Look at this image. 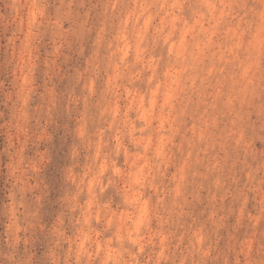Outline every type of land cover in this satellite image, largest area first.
Segmentation results:
<instances>
[{"label":"clouds","instance_id":"clouds-1","mask_svg":"<svg viewBox=\"0 0 264 264\" xmlns=\"http://www.w3.org/2000/svg\"><path fill=\"white\" fill-rule=\"evenodd\" d=\"M0 264H264V0H0Z\"/></svg>","mask_w":264,"mask_h":264}]
</instances>
